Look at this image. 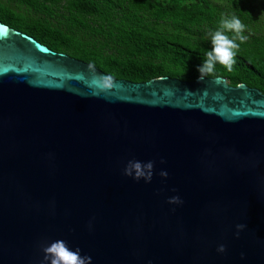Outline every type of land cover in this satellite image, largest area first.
Wrapping results in <instances>:
<instances>
[{"label":"water","instance_id":"obj_1","mask_svg":"<svg viewBox=\"0 0 264 264\" xmlns=\"http://www.w3.org/2000/svg\"><path fill=\"white\" fill-rule=\"evenodd\" d=\"M57 239L92 264H264V93L117 79L0 21V264Z\"/></svg>","mask_w":264,"mask_h":264},{"label":"trees","instance_id":"obj_2","mask_svg":"<svg viewBox=\"0 0 264 264\" xmlns=\"http://www.w3.org/2000/svg\"><path fill=\"white\" fill-rule=\"evenodd\" d=\"M233 13L246 25L248 39L240 43L232 71L217 63L216 75L207 77L264 93V0H0V21L136 83L198 79L212 50L211 33L222 14Z\"/></svg>","mask_w":264,"mask_h":264},{"label":"clouds","instance_id":"obj_3","mask_svg":"<svg viewBox=\"0 0 264 264\" xmlns=\"http://www.w3.org/2000/svg\"><path fill=\"white\" fill-rule=\"evenodd\" d=\"M245 31L246 25L235 13L221 15L217 30L211 33L212 50L206 52L204 63L198 67L200 73L198 79L200 81H203L207 76L216 75L217 63L228 71L233 70L240 43H244L248 39L244 35ZM226 33H232V35L229 36ZM163 162L161 161V163ZM153 170L154 162L152 161L143 163L137 160H130L124 169V174L136 180L144 179L150 183L153 177ZM160 175L167 178L168 173L161 171ZM169 203L178 204L182 203V201L178 196H175L169 199ZM236 227L237 236H239V232L243 231L246 226L238 224ZM41 250L44 254L41 264H92L90 256L81 255L79 248L71 249L67 242L62 239L43 243ZM218 251L221 253L225 252V246L220 245Z\"/></svg>","mask_w":264,"mask_h":264},{"label":"rangeland","instance_id":"obj_4","mask_svg":"<svg viewBox=\"0 0 264 264\" xmlns=\"http://www.w3.org/2000/svg\"><path fill=\"white\" fill-rule=\"evenodd\" d=\"M258 7L260 8V7H261V5H259ZM260 10H261V9H260ZM262 10H263V9H262ZM262 10H261V11H262Z\"/></svg>","mask_w":264,"mask_h":264}]
</instances>
